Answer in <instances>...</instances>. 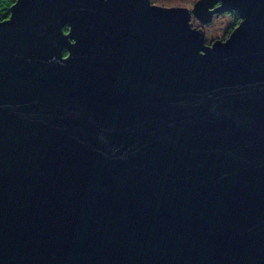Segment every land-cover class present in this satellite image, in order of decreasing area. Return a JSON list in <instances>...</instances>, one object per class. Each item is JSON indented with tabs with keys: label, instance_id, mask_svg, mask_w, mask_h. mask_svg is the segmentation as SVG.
I'll return each mask as SVG.
<instances>
[{
	"label": "water",
	"instance_id": "obj_1",
	"mask_svg": "<svg viewBox=\"0 0 264 264\" xmlns=\"http://www.w3.org/2000/svg\"><path fill=\"white\" fill-rule=\"evenodd\" d=\"M215 1L11 6L0 264H264V0Z\"/></svg>",
	"mask_w": 264,
	"mask_h": 264
},
{
	"label": "rangeland",
	"instance_id": "obj_2",
	"mask_svg": "<svg viewBox=\"0 0 264 264\" xmlns=\"http://www.w3.org/2000/svg\"><path fill=\"white\" fill-rule=\"evenodd\" d=\"M197 0H150L151 4L162 7H182L186 6L188 9H193ZM223 3L222 0H216L209 9H214ZM190 22L192 26L203 29L205 44L211 45L217 39L221 41L226 40L234 29L240 24L241 17L235 9H223L215 11L211 16L210 21H201L200 18L190 10Z\"/></svg>",
	"mask_w": 264,
	"mask_h": 264
},
{
	"label": "trees",
	"instance_id": "obj_3",
	"mask_svg": "<svg viewBox=\"0 0 264 264\" xmlns=\"http://www.w3.org/2000/svg\"><path fill=\"white\" fill-rule=\"evenodd\" d=\"M16 2V0H0V20L5 19L6 16H10V9L11 6ZM241 17V15H240ZM64 30L66 32L69 31L68 24L64 26ZM64 53L66 54L67 51L64 50Z\"/></svg>",
	"mask_w": 264,
	"mask_h": 264
}]
</instances>
